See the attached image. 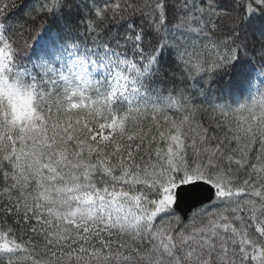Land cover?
I'll return each instance as SVG.
<instances>
[{
	"label": "snow or ice",
	"instance_id": "snow-or-ice-1",
	"mask_svg": "<svg viewBox=\"0 0 264 264\" xmlns=\"http://www.w3.org/2000/svg\"><path fill=\"white\" fill-rule=\"evenodd\" d=\"M80 7L0 0V86L30 81L28 92L7 86L43 104L26 129L0 105V264H264V92L250 106H215L225 122L209 116L207 125L196 118L208 110L195 102L244 57L264 62V39H255L264 37V0H93L92 40L123 25L107 39L132 53L128 71L168 82L164 106L143 113L147 131L139 109L112 124L107 97L87 123L53 116L45 110L57 85L52 67L33 80L17 70L37 21L61 9L71 21ZM201 41L214 56L192 54ZM201 191L210 203L185 224L177 208Z\"/></svg>",
	"mask_w": 264,
	"mask_h": 264
},
{
	"label": "trees",
	"instance_id": "trees-1",
	"mask_svg": "<svg viewBox=\"0 0 264 264\" xmlns=\"http://www.w3.org/2000/svg\"><path fill=\"white\" fill-rule=\"evenodd\" d=\"M96 2L99 3L100 0H96ZM108 2L115 3L116 0H108ZM28 3L30 6H34L35 4L38 6L39 3H42V0H28ZM78 3H80L81 7L76 10L78 14L74 15L71 21L63 17V9L51 13L48 16H42L41 21H43V23L37 21V27L25 37L27 46L25 47L24 43L21 42V49L16 54L17 70L22 72L29 80L41 78L42 74L40 72L36 73V69L31 62L32 55L35 52V44L41 36L54 39L56 44L61 46L74 47L75 49H73V52L80 57H94V59L105 57L106 68H109L108 71L111 74L117 76V72H122L128 76V83L125 85L126 92L109 101V111H112V106L114 105L113 118L115 119V115L122 117L130 115L129 109L133 111L139 109L141 115L138 117V122L143 121L145 125L144 130L147 131L146 125L149 121L144 118L143 113L147 111L148 114L151 115L153 106H164L165 101L163 100V96L169 94L167 92L168 82L162 81L158 76L148 77L146 75L144 77H139L135 72L128 71L127 65L123 62L131 59L132 53L117 46L114 40L107 39L109 33L122 30L123 25L117 26L110 24L105 29L102 41L100 43L94 42L86 32V23L91 16L93 0H78ZM83 17L84 20L81 22ZM16 19L22 21L24 19L23 14L18 15ZM67 25H70V27ZM255 39L259 41L264 39V37L257 34ZM105 42L108 44V47L103 46ZM206 43L207 41H201L192 54L194 56L199 55L202 58L214 56L215 52L210 47L207 50L203 48V44ZM165 56L168 60L172 61L174 65L175 57L171 49L167 50ZM261 63L264 62L253 61L248 57H244L239 62L240 66L234 68L230 75L219 76L204 96L197 97L195 102L198 105L202 104L208 112L207 114L198 116L196 119L205 125L209 122V116L219 117L221 122H225L224 117L221 116L220 108L216 107V110L213 111L215 106L229 105L230 108L234 110L239 107L240 104H247L250 106L253 100L259 101L261 92H264V89L259 87L261 84H264V69H261ZM134 80L137 82L135 86L133 85ZM229 81H231V84H229ZM49 88H52V86L50 85ZM158 89L164 92L161 93ZM52 90L53 95L45 102L46 111L50 106L53 116L58 114L62 115L64 112H70L73 120L78 118L84 123L88 122V114L92 106L82 104L83 107L79 105V107L73 108L70 106L66 94L58 91L57 88ZM0 105L3 106V103L0 102ZM42 107L43 104H41L39 100H36V107L32 108V111L29 112L27 120L20 121L15 116H12L9 123L15 122L16 124H23L26 129L28 124L38 115L37 109ZM258 107L259 105H257V108ZM3 108L5 112L8 111L4 106ZM97 114H100L99 110H97ZM168 115L173 118H178L180 114L177 113L175 109H170L168 110ZM243 115L247 116V112H244ZM229 118L232 120V123L235 124L236 115L233 114L232 111H229ZM61 123H63V121H61ZM33 126L35 127V125ZM0 139H2V134H0ZM206 205L194 210L187 220L182 219L183 222L188 224L193 219L198 220L199 216H194V214L200 213ZM207 210L212 211L211 208ZM177 214L181 217L178 212Z\"/></svg>",
	"mask_w": 264,
	"mask_h": 264
},
{
	"label": "rangeland",
	"instance_id": "rangeland-1",
	"mask_svg": "<svg viewBox=\"0 0 264 264\" xmlns=\"http://www.w3.org/2000/svg\"><path fill=\"white\" fill-rule=\"evenodd\" d=\"M33 63L39 70L42 67H52L54 70L52 79L57 80L58 91L64 94L65 92L75 93L76 97L66 94L68 102L73 108L79 107L80 103L95 107L96 101H103L105 97L110 100L118 92L126 91L124 84L128 83V80L109 76L104 73L101 66L94 63H86L84 60L75 59L72 55L63 56L50 40H39L37 57L34 58ZM99 73L102 78L98 77ZM30 108L31 112V105ZM111 123L116 124V119L113 118Z\"/></svg>",
	"mask_w": 264,
	"mask_h": 264
},
{
	"label": "clouds",
	"instance_id": "clouds-1",
	"mask_svg": "<svg viewBox=\"0 0 264 264\" xmlns=\"http://www.w3.org/2000/svg\"><path fill=\"white\" fill-rule=\"evenodd\" d=\"M7 85L18 88L21 92L31 91L28 84L23 81H17L16 77L8 79ZM7 85L0 86V102L8 109L10 116H15L20 121L27 120L28 114L32 108L36 107V99L33 97L31 101L26 96H17L10 92Z\"/></svg>",
	"mask_w": 264,
	"mask_h": 264
},
{
	"label": "water",
	"instance_id": "water-1",
	"mask_svg": "<svg viewBox=\"0 0 264 264\" xmlns=\"http://www.w3.org/2000/svg\"><path fill=\"white\" fill-rule=\"evenodd\" d=\"M207 192L201 191V194L197 197H185L181 203L179 208H177V212H179L184 220H186L190 213L197 207L208 203L207 200Z\"/></svg>",
	"mask_w": 264,
	"mask_h": 264
}]
</instances>
